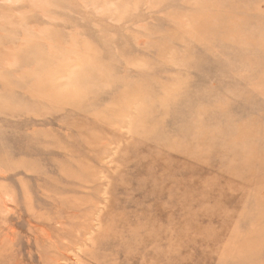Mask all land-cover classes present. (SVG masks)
<instances>
[{
    "label": "rangeland",
    "instance_id": "obj_1",
    "mask_svg": "<svg viewBox=\"0 0 264 264\" xmlns=\"http://www.w3.org/2000/svg\"><path fill=\"white\" fill-rule=\"evenodd\" d=\"M0 264H264V0H0Z\"/></svg>",
    "mask_w": 264,
    "mask_h": 264
}]
</instances>
